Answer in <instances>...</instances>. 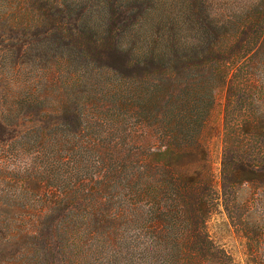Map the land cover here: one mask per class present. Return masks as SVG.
Instances as JSON below:
<instances>
[{
  "label": "trees",
  "instance_id": "obj_1",
  "mask_svg": "<svg viewBox=\"0 0 264 264\" xmlns=\"http://www.w3.org/2000/svg\"><path fill=\"white\" fill-rule=\"evenodd\" d=\"M149 1L105 0L94 18L85 7L68 5L66 29L59 33L65 61L79 58L85 69L94 64L101 73H117L119 81L111 88L114 106L126 109L136 123L127 127V120L119 118L117 139L80 143L99 159L92 174L86 173V157L78 160L74 170L80 176L73 182L59 172L70 158L57 155L59 150L50 156L53 202L46 214L70 220L62 229L56 223L45 232L39 227L34 244L66 255L74 250L72 243L79 246L87 237L76 218H92L94 227L107 228L115 246L142 249L150 264H239L208 231L209 220L222 207L247 241L249 264H264V216L247 221L255 213L256 195L264 193V1L232 20L207 12L204 0H182L181 14L170 25L133 39L146 17L136 10ZM153 1L162 6L170 0ZM146 13L151 15L149 9ZM221 89L226 94L217 181L203 130ZM73 100L60 104L53 123L67 127L76 122L82 126L78 134H84L90 118L73 109ZM44 128L46 135L55 134ZM74 147L65 150L72 155ZM245 185L253 196L241 204L238 192ZM104 190L110 208L102 207ZM86 202L90 209L81 208ZM135 223L143 225L138 236H127L123 228Z\"/></svg>",
  "mask_w": 264,
  "mask_h": 264
},
{
  "label": "rangeland",
  "instance_id": "obj_2",
  "mask_svg": "<svg viewBox=\"0 0 264 264\" xmlns=\"http://www.w3.org/2000/svg\"><path fill=\"white\" fill-rule=\"evenodd\" d=\"M104 1L0 0V264H49V259L62 264H150L142 249L122 251L115 246L110 241L112 238L108 236L107 228L94 227L92 218H76L87 237L79 246L72 243L75 248L66 255L50 254L34 244L39 227L43 226L45 232L47 226L56 223L62 229V225L70 220H56V217L46 214L53 202V191L49 187L52 184L49 178L52 173L48 171L50 156H56L59 150L57 155L70 158L67 164L63 161L65 169L61 167L59 172L66 182H73L80 176L74 170L79 165L78 160L85 156L86 173L92 174L96 171L94 161L99 159L94 151H83L80 143L95 139L110 143L117 139L114 129L119 118L127 120V127L136 123L126 109L118 111L114 106L116 96L111 88L119 81L117 73H101L94 64L86 65L85 69L79 58L69 63L65 61L66 52L59 33L66 29L68 5L85 7L89 17L94 18L101 13ZM263 1L204 0L207 12L232 20L254 12L253 7ZM181 2L170 0L159 6L161 4L151 0L144 9L138 8L136 11H141L146 17L143 28L133 32L132 38L137 39L148 29L156 31L158 27L164 29L170 25V21L181 14ZM147 9L151 15H147ZM71 14L75 15V12ZM124 41L134 40L125 38ZM72 80L78 83L76 87L69 85ZM225 94V90L217 91L216 103L203 130L217 181L223 150ZM68 98L74 99L72 107L77 113L86 111L90 118L84 134H78L82 126L76 122L67 127L53 123L58 120L60 104ZM84 102L87 105L81 106ZM45 125L48 133L52 131L56 135H46ZM82 135L94 139H85ZM73 146L76 147L71 155L65 149ZM90 187L95 188L93 183ZM100 193L102 207L110 208L109 192L104 190ZM251 196L253 189L245 185L238 192V202L245 203ZM66 203L73 207L72 201ZM252 205V213H255L249 220L247 217L249 222L264 216V193L256 195ZM82 207L90 209L91 202L81 203ZM103 223L107 221L103 220ZM142 226L135 223L124 227L123 231L127 236L137 237V230ZM207 226L213 240L229 251L239 264H249L247 241L222 207ZM145 239H150L148 233ZM143 241L144 238L138 242Z\"/></svg>",
  "mask_w": 264,
  "mask_h": 264
}]
</instances>
